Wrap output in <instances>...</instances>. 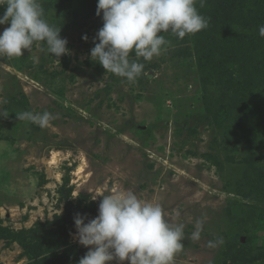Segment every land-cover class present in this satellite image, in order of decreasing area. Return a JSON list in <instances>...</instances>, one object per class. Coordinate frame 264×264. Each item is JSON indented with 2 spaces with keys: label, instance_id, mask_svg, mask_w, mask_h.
I'll list each match as a JSON object with an SVG mask.
<instances>
[{
  "label": "rangeland",
  "instance_id": "1",
  "mask_svg": "<svg viewBox=\"0 0 264 264\" xmlns=\"http://www.w3.org/2000/svg\"><path fill=\"white\" fill-rule=\"evenodd\" d=\"M41 3L69 54L57 59L41 44L0 56V264H57L58 255L78 264L88 249L74 239V216L93 219L102 196L128 190L185 225L171 264H264V0L197 2L209 18L197 33L204 66L192 36L164 33L170 43L139 58L131 85L90 59L103 26L97 0ZM23 111L53 118L41 129L18 121ZM56 217L68 245L41 230ZM32 230L41 236L13 237Z\"/></svg>",
  "mask_w": 264,
  "mask_h": 264
},
{
  "label": "clouds",
  "instance_id": "2",
  "mask_svg": "<svg viewBox=\"0 0 264 264\" xmlns=\"http://www.w3.org/2000/svg\"><path fill=\"white\" fill-rule=\"evenodd\" d=\"M197 2L201 8L206 4V0H97L96 15L102 16L103 26L93 39L90 59L106 70L105 75L135 83L145 68L139 58L151 61L170 43L164 33L183 40L208 28L209 18L200 14ZM0 7L5 8L0 25H9L0 32V56L21 57L41 44L57 59L69 54L62 29L47 21L41 0H0ZM258 35L264 38V25ZM82 39L87 42V35ZM132 53L136 59L130 60ZM16 118L44 129L53 117L47 111H23ZM203 223L196 220L192 241L201 238ZM74 224V239L88 249L78 264H171L183 247L185 225L172 222L160 203L142 200L131 190L102 196L98 215L88 219L77 213ZM222 242L209 241L208 246Z\"/></svg>",
  "mask_w": 264,
  "mask_h": 264
},
{
  "label": "trees",
  "instance_id": "3",
  "mask_svg": "<svg viewBox=\"0 0 264 264\" xmlns=\"http://www.w3.org/2000/svg\"><path fill=\"white\" fill-rule=\"evenodd\" d=\"M60 1L63 4L66 0H60ZM67 1H70V0H67ZM192 37L195 41L194 46H195V49L197 50V53H198L197 62H198L200 67H203L207 58H205V56L202 54L203 48L205 46L203 41H200V38L202 36L198 37L197 34H195V35H192ZM49 226H50V228L48 227V224H47V226H43L41 229L43 231L44 235L47 237L46 239H48L50 241H56L61 246L68 245V240H67L68 231H67L66 225L63 222V220L60 217H56L55 223L54 224L50 223ZM38 232L40 233L41 231L40 230H32V231H28V232L18 233L16 235H13V237L15 239H20V238L31 236V235L39 237L41 235H39V236L35 235V234H38ZM40 234H42V233H40ZM62 256L63 255L55 256L54 258L51 259V261L53 260V262L57 263V264H58V262L61 263V260L63 259Z\"/></svg>",
  "mask_w": 264,
  "mask_h": 264
},
{
  "label": "bare ground",
  "instance_id": "4",
  "mask_svg": "<svg viewBox=\"0 0 264 264\" xmlns=\"http://www.w3.org/2000/svg\"><path fill=\"white\" fill-rule=\"evenodd\" d=\"M55 164H57V156H54V159H53V162H52V165H55ZM83 171H84L83 168H79L78 175L82 174Z\"/></svg>",
  "mask_w": 264,
  "mask_h": 264
}]
</instances>
